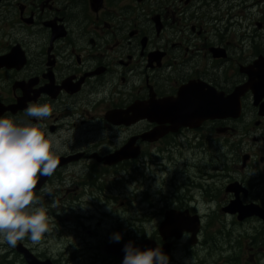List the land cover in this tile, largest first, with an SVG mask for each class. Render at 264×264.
I'll list each match as a JSON object with an SVG mask.
<instances>
[{
    "label": "flooded vegetation",
    "instance_id": "af4514ba",
    "mask_svg": "<svg viewBox=\"0 0 264 264\" xmlns=\"http://www.w3.org/2000/svg\"><path fill=\"white\" fill-rule=\"evenodd\" d=\"M251 2L0 0V115L42 123L46 133L63 130L70 139L56 172L41 179L36 194L88 195L98 186L105 192L96 180L145 178L154 164L156 174L170 172L168 183H157V201L169 208L164 216L171 209L199 208L196 196L207 194L209 181L214 190L224 185L226 196L215 197L219 208L237 199L264 208V91L250 87L239 120L233 119L239 103L230 102L239 101L240 88L251 83V73L241 69L254 67L264 49L251 50V56L249 43L234 50V28L222 27L237 16L251 29ZM209 63L216 65L212 74ZM191 97L229 118L196 125L202 113L191 112ZM32 103L52 105L53 114L43 121L25 117ZM249 106L251 128L241 122ZM247 137L251 154L239 158L232 150L227 163L234 166L208 171V149L238 148ZM195 150L201 156L193 167ZM160 215L156 211V222L141 224L140 233ZM160 222L152 241L162 246Z\"/></svg>",
    "mask_w": 264,
    "mask_h": 264
},
{
    "label": "clouds",
    "instance_id": "9594fccd",
    "mask_svg": "<svg viewBox=\"0 0 264 264\" xmlns=\"http://www.w3.org/2000/svg\"><path fill=\"white\" fill-rule=\"evenodd\" d=\"M53 111L48 103H32L24 115L43 121ZM43 127L0 115V244L11 248L25 238L39 244L50 231L47 210L35 190L43 177L54 175L70 139L63 130L46 133ZM122 238L121 233L112 236L117 243ZM123 251L122 264H169L160 247L141 250L129 242Z\"/></svg>",
    "mask_w": 264,
    "mask_h": 264
},
{
    "label": "rangeland",
    "instance_id": "374dc122",
    "mask_svg": "<svg viewBox=\"0 0 264 264\" xmlns=\"http://www.w3.org/2000/svg\"><path fill=\"white\" fill-rule=\"evenodd\" d=\"M258 0L255 2L257 3ZM258 10V12L255 11H251V19L248 20L247 22H249V24L253 27H251L250 29V34L252 37V40L250 38L249 40V46H248V50H249V56H251V50L254 51L255 49V44H252L254 39H256V37L258 39H260L262 42H264V33L261 34L258 28V24H262L264 25V9L263 7H259L258 9H256V11ZM264 29V27H263ZM219 34L221 35V30H218ZM238 41V37L237 39H235ZM258 49V48H257ZM261 49H264L261 47ZM243 60V59H240ZM210 65L207 67L208 69V74H212V72L214 71L213 68L216 67V65H214L213 63H209ZM214 65V66H213ZM218 65V64H217ZM229 66V65H228ZM237 74V69L233 70L232 67V74ZM231 74V69H229L226 73V76H230ZM220 77L222 78V76L220 75ZM241 122H246L248 128H251V106H249V112L246 114L245 119ZM240 122V123H241ZM222 147V146H220ZM220 147H215L213 146L212 148L208 149V160L207 163L210 166L212 164V160L211 158L214 157H221V158H225V160H222L220 163H222V170H226L227 168H230L234 165H230L228 163H226V160L229 159V161L231 162L233 160V157L231 155H229V151H227L226 149H222L219 150ZM251 148V147H250ZM245 152H243L242 150L238 153L239 154V158L243 157V154ZM247 153V152H246ZM200 158V157H199ZM198 158V159H199ZM199 161V160H197ZM191 165L194 167L196 165V163L194 161L191 162ZM213 165V164H212ZM167 168L170 169L169 166L166 165ZM217 167V166H216ZM194 170L191 172V175L194 174ZM214 174V173H212ZM170 174H168L167 176H163L161 173H158L157 175V181L161 183L162 179H166L165 182L169 181ZM162 178V179H161ZM211 184V183H209ZM108 187H112V185L108 184ZM156 183H154L153 181H148L147 183L144 182H139L137 181L136 183H134L133 185H129L125 191V196L122 197V200L125 201L128 198V194L130 192L133 191V193H138L140 194V192L142 191L141 188L144 187L147 190H156ZM212 190L217 193V196H226L225 192H224V186H219L217 188V190H214L212 188ZM120 200V202H118L116 205L121 204V202H123ZM125 203V202H123ZM137 204L138 202H135V206L136 208L134 210L130 211L131 213H128V217H122L123 220L128 221L130 220L131 216L135 213L136 210H145L146 208H141L140 206L137 208ZM47 210V214L49 216V224H50V231L49 233H47L42 241L39 244H32L30 240H28L27 238H25L23 240V242H26L28 245L33 246L39 250H41L42 252L46 251L48 253L51 254L52 258H55V256L59 257L61 252L64 250L65 247L70 246V244H74L76 241V235L75 233H72L73 231H71L72 228V224L68 225L64 228V223L60 222L59 220V215H57V211H62L64 209H68V208H45ZM125 209L122 208L120 211L118 212L119 215H122ZM203 214L206 213H210L213 212L215 213L216 211V215L215 217H217V219L214 221L213 224H211L207 229L205 233H208L207 236H209L207 238L208 243L199 250V254L205 256L206 259V264H236L233 262H229L228 260V256H232L233 258L235 257H239L240 258V262L237 263H241V264H246V261H248L249 258L252 257H256V263L253 264H264V224L262 222H260L259 220H252L249 223L246 224H239L237 222H234L232 219H230L229 217H225L221 212L220 209H216V208H202L201 209ZM205 213H204V212ZM54 213V214H52ZM210 223V218L208 220V222H206V224ZM112 229V225L111 224H106L103 227V230L101 231L102 233L98 236L95 237L93 239H90V237H88L87 235L83 234V237H81V240H85V239H89L91 241V243H93L94 245V249H96V247L102 243L103 241L108 239V232L109 230ZM219 229H221L223 232H226L224 235H220L219 233ZM71 231V232H70ZM61 233L63 235H61ZM85 233L87 234V232L85 231ZM212 233V234H211ZM228 234V235H227ZM62 236V238H60ZM92 236V235H91ZM213 236V237H211ZM80 241H76V245L79 244ZM14 248L8 247L6 244H0V264L2 263L1 260V255L2 252H6V253H10L12 255ZM100 250V249H99ZM93 254V251H91V253H86L85 256L80 259L79 264H93V260H91V256ZM72 259V257H71ZM252 260V259H251ZM19 264H23L21 263V261H19ZM247 264H249L247 262ZM252 264V261H251Z\"/></svg>",
    "mask_w": 264,
    "mask_h": 264
},
{
    "label": "water",
    "instance_id": "95a60500",
    "mask_svg": "<svg viewBox=\"0 0 264 264\" xmlns=\"http://www.w3.org/2000/svg\"><path fill=\"white\" fill-rule=\"evenodd\" d=\"M231 209H233V211H234L235 208H231ZM252 212L254 213V210L251 211V209H249L247 213H248V215H251ZM19 251L21 253L25 254V256H26V258L30 264H46V263H39L37 260L33 259L30 255H28L29 253L23 249H19Z\"/></svg>",
    "mask_w": 264,
    "mask_h": 264
},
{
    "label": "bare ground",
    "instance_id": "6f19581e",
    "mask_svg": "<svg viewBox=\"0 0 264 264\" xmlns=\"http://www.w3.org/2000/svg\"><path fill=\"white\" fill-rule=\"evenodd\" d=\"M248 32H245V34L242 36V39L244 40V41H249V36H248V34H247Z\"/></svg>",
    "mask_w": 264,
    "mask_h": 264
}]
</instances>
